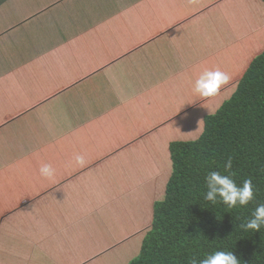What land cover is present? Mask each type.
<instances>
[{
  "label": "crops",
  "instance_id": "crops-1",
  "mask_svg": "<svg viewBox=\"0 0 264 264\" xmlns=\"http://www.w3.org/2000/svg\"><path fill=\"white\" fill-rule=\"evenodd\" d=\"M242 2L0 0V231L11 238L1 264H87L93 240L139 252L170 144L195 140L248 67ZM216 69L229 81L196 94L195 80ZM45 163L54 178L40 175ZM34 211L60 227V253L24 239Z\"/></svg>",
  "mask_w": 264,
  "mask_h": 264
},
{
  "label": "trees",
  "instance_id": "trees-1",
  "mask_svg": "<svg viewBox=\"0 0 264 264\" xmlns=\"http://www.w3.org/2000/svg\"><path fill=\"white\" fill-rule=\"evenodd\" d=\"M250 38L252 58L231 99L205 116L195 140L170 144L172 174L164 197L154 205L139 252L126 264H190L215 251H232L239 264H264V227H240L264 204V46L254 50ZM228 157L232 168L226 173ZM210 171L231 174L240 186L251 179L253 201L234 208L205 201Z\"/></svg>",
  "mask_w": 264,
  "mask_h": 264
},
{
  "label": "clouds",
  "instance_id": "clouds-1",
  "mask_svg": "<svg viewBox=\"0 0 264 264\" xmlns=\"http://www.w3.org/2000/svg\"><path fill=\"white\" fill-rule=\"evenodd\" d=\"M229 81V76L216 70H205L195 80L194 92L202 97H212L219 93L221 87ZM74 161L77 165L83 166L85 158L83 155H75ZM225 172H230L232 168V158L228 157L224 165ZM40 175L46 179L54 178L56 170L51 164H42L39 169ZM207 191L204 194V200L215 205L222 202L229 208L237 205L246 206L254 199L253 184L251 179H245L242 186L237 185L231 174H222L219 171H210L205 176ZM245 231H259L264 227V204H259L253 211L252 216L245 223L240 225ZM190 264H239L237 257L232 251H215L206 255L197 262L192 259Z\"/></svg>",
  "mask_w": 264,
  "mask_h": 264
},
{
  "label": "rangeland",
  "instance_id": "rangeland-1",
  "mask_svg": "<svg viewBox=\"0 0 264 264\" xmlns=\"http://www.w3.org/2000/svg\"><path fill=\"white\" fill-rule=\"evenodd\" d=\"M246 1L249 3H246ZM253 2L257 3L261 9H257V7H256L257 10H250V11L245 10V8L251 9ZM253 2H251L250 0H243L242 5L245 8L242 7L241 20H243V23H247L249 25V27L251 28L248 36L249 37L251 36V38H250L251 40L253 38L254 41H256V46H254V50L255 49L259 50L262 48V46H264V29L257 30L260 23L258 25H253V24L255 21H256V23H257V21L261 22L262 16H263L262 24H264V3L262 2V0H255ZM239 3L240 2H234L232 7H231V9L233 11H236L237 13H240ZM255 15H257V16H255ZM245 20H246V22H245ZM248 25H246V28L248 27ZM249 37H247V38H249ZM244 56H246V55H244V53H242L240 55L241 58H243ZM251 58H252V56H249L247 61L249 59L251 60ZM238 75L241 77L242 73L238 72ZM237 83L238 82L231 80L230 86L226 87L227 90L233 89V93H234L236 90V87H237ZM231 96L230 97L228 96L226 101L230 100ZM162 137H163V132H162ZM196 137L197 136H195L194 138H191V139H196ZM5 152H6V150H5ZM11 152H13V151L11 150ZM166 165H167V168H165V165H162L160 175H159V173L158 174L155 173V176H156L155 179L156 180L154 179L155 181H154L153 186L159 187V189L154 188V189H156L155 192H157V191H160L161 193L163 192V194L158 199V201L163 199L164 194H165L166 184L169 180V177L172 174V172H171L172 171V161L169 160ZM149 175L146 172V178H147V176L149 177ZM143 176H144V174H143ZM16 215H18V214H16ZM16 215H13L9 219L10 222H13L17 226L30 224V219H29L28 215H23L22 217H15ZM4 216H5V214L2 213V217H4ZM31 219L34 220V222H37L38 225H37V227H35L32 230V232L27 231L26 232L27 237H25L24 239L27 240L30 238H34L35 240L49 241V242H47V247L51 248L53 246H59L60 249L56 248L57 249L56 253L57 254L60 253V251L62 249L61 248L62 247V241L60 239V235L62 232L61 233L59 232L60 227L53 224V221H51V217L42 215V214H40V212L34 211L31 215ZM148 229H150V228H148ZM147 231L148 230L146 228L145 233ZM58 232H59V234H58ZM6 233L7 232H3V230L0 231V260H1L2 254L5 255V253L10 249V247H8V245L10 244L11 238H10V236H7ZM18 239H19V237H18ZM21 246L22 245H20L16 248V253H19L25 249V246H22V247ZM85 248H86V251L88 252L89 257H90L89 258L90 262L87 264H126L132 257L136 256V255L135 256H130V255L127 256V253H125V251L122 247H116L115 246L113 248V251H111V252H109L103 248L101 249V247L99 245V241H97V240H93L89 245L87 244V246ZM12 250H14V248H12ZM123 254H126V256H123ZM124 257H126V260Z\"/></svg>",
  "mask_w": 264,
  "mask_h": 264
}]
</instances>
